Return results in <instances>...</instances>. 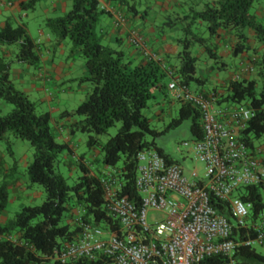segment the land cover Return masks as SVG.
Listing matches in <instances>:
<instances>
[{
  "label": "trees",
  "instance_id": "1",
  "mask_svg": "<svg viewBox=\"0 0 264 264\" xmlns=\"http://www.w3.org/2000/svg\"><path fill=\"white\" fill-rule=\"evenodd\" d=\"M35 1L23 2L22 6L29 9L34 7ZM101 1L73 0L65 15L48 18L45 24L56 44L69 39L73 50L82 51L89 69V74L80 79V82L91 85L87 98L74 112L63 113L75 118L70 125L71 134L88 133V145L93 147L98 144V135L121 122L117 133L101 145V150L104 165L118 167L123 161L118 167L125 180L122 195L140 200L135 178L137 155L141 150L154 149L168 162L181 163L157 144L158 137L185 123L189 140L198 141L204 137L202 111L189 101L177 99L179 109L176 116L161 129L153 125L146 114L145 110L151 108L156 97L155 88L163 91L172 78L179 79L180 84L193 91L200 90L205 97L212 95L218 104H246L254 115L241 130L242 139L253 148L254 142L264 136V22L258 19L256 12L262 0H205L202 8L194 3L188 4V10L181 17L165 23V27L179 26L183 31L178 38L181 46L178 54L158 60L147 58L136 65L127 61L123 49L103 42L99 23L105 10ZM105 1L118 3L132 16L138 13L135 3L130 0ZM228 29L233 30L237 38L234 54L249 51L256 54L252 60L253 77L232 80L203 92L201 89L207 85V80L197 73L198 58L193 48L202 46L210 58H217L216 45L212 41L221 30ZM249 31L257 42L254 46L249 41ZM0 45L18 46L16 55L21 64L38 66L40 63L38 46L26 25L15 24L11 17L0 26ZM12 63V60L0 57V104L4 111L0 115V139L7 140V133H12L31 143L34 157L26 175L31 185L43 186L46 200L41 205L24 206L4 223L0 220V264H113V258L107 255L67 263L55 259L67 243L76 240L81 230L76 223L79 211L84 220L106 229L119 231L120 223L105 209L100 181L102 172L92 173L84 156L76 161L81 174L72 183L61 173L62 165L70 169L75 165L74 160H70L74 150L68 142L57 139L50 112L40 111L36 101L16 88L11 77ZM65 155L70 157L64 158ZM13 172L5 175L0 186V216L9 203L8 177ZM263 188L264 182H261L245 186L238 193L242 200L253 204L254 218L264 211ZM211 202L231 223H235L228 203L215 198ZM237 258L240 264H264V254L257 248L241 247Z\"/></svg>",
  "mask_w": 264,
  "mask_h": 264
},
{
  "label": "built area",
  "instance_id": "2",
  "mask_svg": "<svg viewBox=\"0 0 264 264\" xmlns=\"http://www.w3.org/2000/svg\"><path fill=\"white\" fill-rule=\"evenodd\" d=\"M132 41L142 46L137 36ZM168 88L176 99L202 111L204 137L186 140L184 146L204 163V174L168 162L154 149L141 150L135 178L140 200L135 201L122 195V170L105 165L100 178L105 209L118 220L120 230L87 222L78 212L81 230L56 260L67 263L107 255L113 264H240L241 247L264 246V211L254 218L253 204L238 196L245 186L264 182V163L241 137L253 110L244 103L218 104L212 95L205 97L177 78ZM212 198L228 203L234 224Z\"/></svg>",
  "mask_w": 264,
  "mask_h": 264
},
{
  "label": "crops",
  "instance_id": "3",
  "mask_svg": "<svg viewBox=\"0 0 264 264\" xmlns=\"http://www.w3.org/2000/svg\"><path fill=\"white\" fill-rule=\"evenodd\" d=\"M28 1L30 0H0V26H4L9 17L13 18L14 23L17 25H26L40 53V63L37 67L30 64H13L11 76L14 84L18 81L23 86L26 85L25 89L31 94L40 96L44 109L51 114V123L56 137L63 142L70 143L71 138L75 135L71 134L70 125L75 118L63 113L73 112L74 110L63 108L57 102L64 93H69V97H71L77 91H81L83 94L89 92L90 85L79 81L89 74V69L82 51L80 49L73 50L69 39L56 44L55 38L47 28L45 21L48 18L65 15L70 10L73 0H37V4L32 10L25 9L22 6L23 2ZM130 1L135 3L137 7L138 13L135 16L127 13L125 8L116 2L102 0L101 7L105 12L100 18L99 32L105 44L123 49L127 53V61L132 65H136L147 58L158 60L177 55L181 49L178 38L183 35V31L179 26L165 27V23L171 19L181 17L188 10V4L190 3L197 4L199 8H202L205 0ZM256 12L258 19L264 22V0L258 3ZM24 18L38 22L36 34L32 31L30 25L24 22ZM249 32V41L254 46L257 42L253 33ZM135 36L141 40L142 46H136L133 43L132 39ZM236 42L235 32L228 29L221 30L219 35L212 41L216 45L217 58H210L209 56V58H206L208 54L204 47H194L193 53L198 58L199 63V76L207 80V85L203 86L201 91L208 92L214 87L227 84L229 81L253 77L252 60L256 54L254 51L243 52L239 55L234 54L233 47ZM16 52L15 45H0V57L13 61ZM204 57L205 59L202 60ZM209 59H212V61ZM227 60H230V62H227ZM164 90L155 88L154 104L156 102L159 107L166 105V108L169 109L173 101H177V99L168 87ZM194 90L200 92V90ZM31 94L28 93L29 97ZM160 111L162 112V110ZM6 136L11 141L17 138L12 133H7ZM253 150L264 163V137L254 142ZM6 152L5 145L0 140V174H3V176L9 174L13 169L9 164L10 159L7 158ZM93 162L87 163L91 172L94 169V166L91 165ZM74 168L75 165L71 169ZM104 169L100 167L102 172ZM11 180L13 182L11 186L13 194L16 195V198L22 197L25 200L20 206L28 205L31 197L37 194H21L18 192L17 187L24 189V185L28 184L25 175L15 170L11 175ZM10 213V209L6 208L1 213V222L4 223L8 220Z\"/></svg>",
  "mask_w": 264,
  "mask_h": 264
},
{
  "label": "rangeland",
  "instance_id": "4",
  "mask_svg": "<svg viewBox=\"0 0 264 264\" xmlns=\"http://www.w3.org/2000/svg\"><path fill=\"white\" fill-rule=\"evenodd\" d=\"M36 4H37V0L34 3V7L36 6ZM34 7H29V10H32V8H34ZM24 22L29 24L32 31L34 32V34H36L37 28H38V25H37L38 22L35 20L30 21L26 18H24ZM195 46H198V45H195ZM16 48H17V52H18V46H16ZM206 58H209L208 55L206 56ZM203 59H205V57L202 58V60ZM209 60L212 61V59H209ZM227 62H230V60H227ZM13 64L24 65V64H21L18 62L16 54H15V58L13 59L12 66H13ZM198 66H199V63H198ZM11 72H12V68H11ZM197 73L199 75V73H200L199 68L197 70ZM83 83H88V82H83ZM15 84H16L17 89H19V90L23 89L22 91H24L26 94H28V93L31 94L29 91H27L25 89L26 85L23 86V84H21L18 81L15 82ZM90 91H91V85H90L89 92ZM89 92H86L83 94L81 91H77L71 97H69V93H67V94L64 93V94H62L60 100L58 102L57 101H55V102H57V104L61 105V107H63V108L66 107L70 110L75 111L78 108V106H80V104H82V102L85 101ZM167 96L170 99V96L168 94H167ZM30 98L32 100L34 99L38 103L40 111H47L46 109H44L43 102L40 101V96L32 93ZM166 102H167V100H166ZM153 104H154V102H153ZM9 105H11V104H9ZM2 108L3 107L0 104V115L4 112V111L2 112V110H1ZM178 109H179V102L174 100L169 109L166 108V105L159 107V106H157V104L155 102V104L151 105V108L145 110V112L151 118L153 125H155L161 129L164 127L163 125L168 123L172 117L176 116ZM160 110H162V112ZM120 126H121V122H116V124L111 126L107 130V132L98 135L97 136L98 144L94 145L93 147H90L88 145V139H89L88 133L77 132L71 138L70 143L69 142L68 143H69V146L74 150V156L71 155L72 157H70V155L69 156L65 155L64 158L70 157V160H74L75 168L72 170L67 165H62L60 168L61 173L64 176L69 177V183H72L74 178H76L78 175L81 174V170L76 165V161L79 160V158L81 156H84L86 164L88 162L94 161L93 164H91L94 166L92 173H99L100 174L102 172V170H100V167L102 169H104L105 165L102 163L103 152L101 150V145L106 143L109 138L114 136L117 133ZM189 138H190V133L188 131L187 123H185L181 127L170 130L167 133H165L164 135L158 137L156 141H157L158 145H161L164 147L166 152L170 153L176 159H178L185 166V168L187 170H193L194 168H196L200 174H204V171H205L204 163L197 161L194 157V154L190 151V149L184 146V141L189 140ZM58 140L61 141L60 139H58ZM1 142L3 143V145H5V148L7 151L6 152L7 158L10 159L9 164L13 168L12 171L17 170L18 173L24 174L26 179H27L28 184L24 185V187H25L24 189L17 187L18 192H20L21 194H23V193H25V194L31 193L32 195L37 194V195L31 197L28 205H41V204H43L44 201L46 200L45 189L43 188V186H41L39 184L31 185L28 182V178L26 175L27 167L33 162V157H34V148L32 147L31 143L28 140H23V139L18 138V137L15 139H12V141L7 138V140L4 139V140H1ZM122 162L123 161L121 160V162L117 166L121 167ZM5 178L6 177L3 176V174H0V186L4 182ZM8 178H9L8 180H9L10 186L8 188V190H9V203H8L7 209H10V212H11L10 218H12V217H14V215L17 212H19L23 208L20 206V204L25 200L22 197L16 198V195L13 194V192L11 191V188H12L11 186L13 184V182L11 180V175H9ZM262 192L264 195V188H263ZM25 206H27V205H25ZM79 214H82V212L79 211ZM257 250L264 254V246H257Z\"/></svg>",
  "mask_w": 264,
  "mask_h": 264
}]
</instances>
